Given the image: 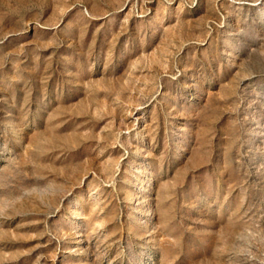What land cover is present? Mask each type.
<instances>
[{"label":"rangeland","instance_id":"obj_1","mask_svg":"<svg viewBox=\"0 0 264 264\" xmlns=\"http://www.w3.org/2000/svg\"><path fill=\"white\" fill-rule=\"evenodd\" d=\"M0 264H264V0H0Z\"/></svg>","mask_w":264,"mask_h":264}]
</instances>
